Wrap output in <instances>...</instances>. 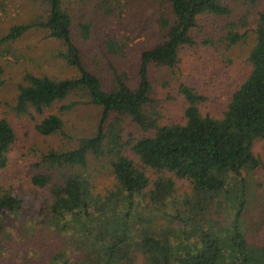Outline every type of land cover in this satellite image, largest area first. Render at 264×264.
<instances>
[{
	"label": "trees",
	"instance_id": "1",
	"mask_svg": "<svg viewBox=\"0 0 264 264\" xmlns=\"http://www.w3.org/2000/svg\"><path fill=\"white\" fill-rule=\"evenodd\" d=\"M41 1L46 14L33 24L13 25L2 40L15 41L30 28H41L63 46L59 53L75 74L67 78L27 74L19 86L16 109L42 114L78 95L82 100L67 108L93 104L100 109V122L97 132L81 138L74 149L50 151L35 163L49 169L31 175L32 197L41 198V207L32 216L38 231L62 234L67 219L80 226L94 221L93 229L79 231L85 241L84 246L77 242L83 264H264V234L250 236L244 228L248 175L262 165L254 147L264 141V9L255 18L248 74L229 91L222 114L203 112L200 105L205 96L196 87L180 83L182 118L159 122L147 115L153 90L151 67L173 68L183 48L200 43L193 31L201 16H229L224 0H162L165 13L160 22L165 33L159 43L142 52L137 83L119 76L109 86L84 63L64 1ZM113 1H102L109 14L118 7ZM241 24L238 29L236 22L230 23L221 41L227 39L228 45H234L246 37L243 27L247 25ZM89 27H83L84 38L90 36ZM126 45L122 39L106 42L112 54L122 52ZM3 75L0 62V86ZM127 120L137 130L125 137L119 125ZM63 127L58 113L44 116L36 125L44 136ZM16 139L9 118L0 116V174L9 165ZM92 156L107 158L111 168L114 183L105 191L99 190L95 176L87 171ZM185 182L189 191L179 200L182 215L174 218L182 230L164 227L157 212L175 194L183 195L178 186ZM224 200L235 208L228 228L219 217ZM23 206L21 192L0 185V264H19L18 259L28 258L20 248L22 238L16 243L8 224L11 215L14 219L24 216ZM42 246L48 253L46 244ZM58 257H53L54 264H72Z\"/></svg>",
	"mask_w": 264,
	"mask_h": 264
},
{
	"label": "rangeland",
	"instance_id": "2",
	"mask_svg": "<svg viewBox=\"0 0 264 264\" xmlns=\"http://www.w3.org/2000/svg\"><path fill=\"white\" fill-rule=\"evenodd\" d=\"M63 1L73 17L74 38L88 68L100 75L106 86L119 76L129 78L135 85L142 52L159 43L165 33L160 22L165 13L162 0H119L123 9L114 0L113 4L118 7L112 14L103 9V0ZM224 2L230 8L229 16H201L198 27L193 31L200 43L194 47L183 48L179 61L173 68L163 70L155 65L151 67L153 90L147 106L148 117L157 118L159 122L182 118L184 102L178 91L180 83L196 87L205 96L200 105L203 112L216 116L222 114L229 91L248 74V54L254 41L255 18L264 9V0ZM43 14H46V8L41 0H0V62L4 66L3 84L0 86V116L9 118L17 133L16 143L10 152L9 165L0 174V185L21 192L24 202V216L14 219L11 215L8 222L13 240L17 243L22 238L20 248H24L29 254L27 259H18L19 264H54L53 257L56 256L72 264H83L78 258L77 242L81 241L84 246L85 241L79 231L93 229L95 222L80 226L76 220L67 219L62 234L38 231L32 216L38 213L41 198L32 197L34 190L29 188H33L31 175L34 172L49 170L47 165H35L44 154L53 150L74 149L81 138L97 132L100 109L90 103L67 108L81 98L72 95L47 108L42 114L34 109L28 113H19L16 109L19 86L25 82L27 74L67 78L74 76L75 72L59 53L63 46L54 38H48L46 31L41 28L34 26L15 41L2 40L13 25L33 24ZM241 21L247 25L246 28L243 27V31L247 30L248 35L234 45H228L227 39L222 42L221 36L226 33L227 26L236 22V28L240 29ZM87 24L90 26V36L84 38L83 27ZM109 39H122L127 45L122 52L112 54L106 46ZM164 81L167 82L166 85ZM51 113L62 116L64 127L53 135H41L36 125ZM119 128L124 130L125 137L128 132L137 130L128 120L119 125ZM254 152L259 156L262 165L248 175V207L244 228L250 236L257 237L264 234V141L256 142ZM87 171L95 176L101 191L107 190L114 183L105 157L92 156ZM56 177L55 174L54 178ZM178 187L183 195L175 194V198L168 199L157 215L162 226L180 231L182 227L174 218L182 215L179 200L187 195L189 187L186 182ZM47 192L40 190L42 194ZM224 202V212H220L219 217H222L228 228L231 226L235 208L231 207L230 201ZM42 244H46L48 253Z\"/></svg>",
	"mask_w": 264,
	"mask_h": 264
}]
</instances>
